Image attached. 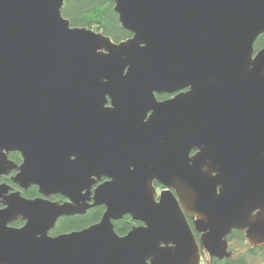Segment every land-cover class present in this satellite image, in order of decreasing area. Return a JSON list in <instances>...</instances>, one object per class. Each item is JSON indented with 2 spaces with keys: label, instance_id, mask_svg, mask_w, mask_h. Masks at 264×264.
Returning <instances> with one entry per match:
<instances>
[{
  "label": "water",
  "instance_id": "obj_1",
  "mask_svg": "<svg viewBox=\"0 0 264 264\" xmlns=\"http://www.w3.org/2000/svg\"><path fill=\"white\" fill-rule=\"evenodd\" d=\"M109 1L118 43L73 27L65 0H0V179L41 194L0 181V264H200L231 256L234 230L263 246L264 0Z\"/></svg>",
  "mask_w": 264,
  "mask_h": 264
},
{
  "label": "trees",
  "instance_id": "obj_2",
  "mask_svg": "<svg viewBox=\"0 0 264 264\" xmlns=\"http://www.w3.org/2000/svg\"><path fill=\"white\" fill-rule=\"evenodd\" d=\"M62 14L67 18L73 27H86L101 32L109 36L114 42H121L132 36V34L122 28L119 15L115 11V3L109 0H65ZM264 47V33L255 42L256 51ZM15 158V157H11ZM4 181V180H1ZM24 195L28 198L37 197V188H32ZM105 211V207L98 206L90 208L83 215L64 216L57 220L50 235L57 236L72 231H79L98 223ZM129 215L121 220L115 221V231L121 235H126L133 227L139 225ZM19 227L23 221L19 220L12 224ZM198 239V235H196ZM229 251L231 256L222 260L205 257V264H263L264 245L251 246L245 234L234 230L228 236ZM205 256V253H203Z\"/></svg>",
  "mask_w": 264,
  "mask_h": 264
},
{
  "label": "flooded vegetation",
  "instance_id": "obj_3",
  "mask_svg": "<svg viewBox=\"0 0 264 264\" xmlns=\"http://www.w3.org/2000/svg\"><path fill=\"white\" fill-rule=\"evenodd\" d=\"M187 91H188V88H185V89H182V90H180L179 92H176V93H171V94H169V93L156 94V98H157V100H158L159 102H162V101H166V100H168V99H171V98L175 97V96H176L177 94H179V93H184V92H187ZM106 106H108V107L111 106V100H110L109 98H108V102H107ZM150 114H151V112L148 113V115H150ZM194 153H195V152L192 151L191 154H194ZM11 157H15V158H11ZM8 158H9L11 161H13L16 165H21L22 162H23V156H22L21 152H19V151L10 152V153L8 154ZM16 173H17V171H12V172H10V173L7 174V175H3V176L1 177V179H0V181H1V180H4V181H1V182H5V183H7L8 185H10V187H11V189H12L11 192H13V191H19V192L21 193V195H22L23 197H25V198H28V197H26V196L24 195V192H26V191H28V190H30V189H32V188H37V191H38V187L35 186V185H32V186L28 187L27 189H24V188H22L20 185H18L17 183L13 182L12 178L15 176ZM106 180H107V178H104V177H103L101 181H98V182L93 186L92 191H93L98 185H100L101 183L105 182ZM154 187H155L156 192H157L158 195H159L162 191H164V190L167 189L165 186H163L161 183H159V182H157V181L154 182ZM38 194H39V195H38L37 197H40L41 194L39 193V191H38ZM37 197H35V198H37ZM35 198H28V199H35ZM51 200H52V201H58V202L62 203V202L67 201L68 199L65 198V197H62V196H60V195H54V196L51 197ZM185 215H186V218H187L189 224H190L191 226H193L194 217H193L192 215L187 214V213H186ZM139 225H140V224H139ZM196 235H198V238L200 237V234H198V233L195 232V236H196ZM202 253H205V252H202Z\"/></svg>",
  "mask_w": 264,
  "mask_h": 264
},
{
  "label": "rangeland",
  "instance_id": "obj_4",
  "mask_svg": "<svg viewBox=\"0 0 264 264\" xmlns=\"http://www.w3.org/2000/svg\"><path fill=\"white\" fill-rule=\"evenodd\" d=\"M205 257H207V259L209 258V256H208V254L207 253H205V256H204V254L202 253V257H201V262H200V264H205ZM263 264H264V260H263Z\"/></svg>",
  "mask_w": 264,
  "mask_h": 264
}]
</instances>
